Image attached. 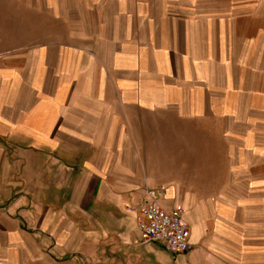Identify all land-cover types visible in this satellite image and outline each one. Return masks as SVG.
Masks as SVG:
<instances>
[{"label":"crops","instance_id":"0c3cea01","mask_svg":"<svg viewBox=\"0 0 264 264\" xmlns=\"http://www.w3.org/2000/svg\"><path fill=\"white\" fill-rule=\"evenodd\" d=\"M19 2L43 40L0 51V264H264L247 201L195 203L138 140L157 118L219 127L264 192V0ZM148 190L192 251L141 244Z\"/></svg>","mask_w":264,"mask_h":264},{"label":"rangeland","instance_id":"374dc122","mask_svg":"<svg viewBox=\"0 0 264 264\" xmlns=\"http://www.w3.org/2000/svg\"><path fill=\"white\" fill-rule=\"evenodd\" d=\"M34 10L35 6L21 5L19 0H0L1 52L43 40L34 38ZM40 20L41 16L38 23ZM176 123L171 118H157L144 127L150 133L141 134L138 140L142 144L140 156L146 160V172L154 180L191 194L195 203L225 199L242 204L247 201L251 221L252 216L257 217L258 223L264 221V192L252 191L255 190L252 186L248 192V183L241 179V167L227 164L229 151L219 127Z\"/></svg>","mask_w":264,"mask_h":264},{"label":"built area","instance_id":"2783aa9c","mask_svg":"<svg viewBox=\"0 0 264 264\" xmlns=\"http://www.w3.org/2000/svg\"><path fill=\"white\" fill-rule=\"evenodd\" d=\"M133 212L134 208H129ZM141 220V244H161L167 251L190 252L194 245L189 240V230L183 222L184 210L181 207L167 212L154 198L151 190L147 192V203L137 208Z\"/></svg>","mask_w":264,"mask_h":264}]
</instances>
